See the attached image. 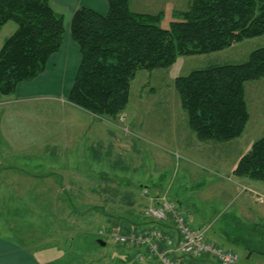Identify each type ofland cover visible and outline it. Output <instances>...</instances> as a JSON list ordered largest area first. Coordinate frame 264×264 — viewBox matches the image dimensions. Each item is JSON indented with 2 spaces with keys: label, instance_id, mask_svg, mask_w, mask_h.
Returning <instances> with one entry per match:
<instances>
[{
  "label": "rangeland",
  "instance_id": "obj_1",
  "mask_svg": "<svg viewBox=\"0 0 264 264\" xmlns=\"http://www.w3.org/2000/svg\"><path fill=\"white\" fill-rule=\"evenodd\" d=\"M156 1L159 2H154L153 6H161L160 8L164 10L159 13L155 11L152 15L163 14L161 24L163 29H169L171 22L174 21L172 9L173 13L184 12L189 9L191 3V0ZM166 8L171 10L166 13ZM16 29L17 24L14 22H9L3 27L0 31V50ZM260 48H264V35L234 44L220 52L180 57L168 69L139 71L131 83L130 100L125 111L116 120L101 119L106 125H112L113 128L109 127L123 138L121 156L115 155L111 150V155L105 158L106 143L102 144V163L99 165V172L106 171L102 178H100L102 174L97 173L98 171L94 168H91V171L88 170L89 184L94 182L98 186H107L106 193L101 190L97 195L88 194L84 192H98L97 188L86 190V188L78 187V189H84L79 196L80 205H77L74 198L72 199L78 211L67 209L70 207L66 203L56 202L57 196H52L55 187L45 186L48 183L43 181L45 179L31 178L23 173V171L33 175L48 173L50 169L35 170L34 167L42 161L43 154L32 157L30 161L33 163L29 165L23 161L18 162L21 163L19 168H15L11 160L6 165L7 161L2 158L0 169H6L8 166L13 167L14 171L0 172L2 174L0 175V192L5 181L10 182L5 186L22 189L17 191L18 194H0V219L5 216V222L9 223L5 235L12 241L26 247H36V251H41L42 247L50 244L45 242L48 239L45 234L50 235L55 232L54 235H61L68 240L67 237L72 236L74 232L79 235L92 233L95 236H99L100 230L109 231L110 229L112 232L117 229L119 233L124 232L121 224L116 225L115 221L106 216H100L99 212H86L85 206H105L113 211L109 213L123 215L122 219L130 217L129 213H132L142 220V215L152 206L149 205L151 197L155 196L153 193L147 194L144 190L157 192L158 189L161 191L163 189L165 193L161 195L160 200L173 202L175 205L176 202H180V207L189 218L187 224L194 229L207 228V239L214 242L218 240V243L215 242L217 245L238 254V264H264V224L248 226L244 216L238 213L240 204L232 205L234 197L238 194L259 198L255 194L256 188H253V185L264 188V182L238 178L232 172L240 159V153L246 154L252 143L264 137V78L246 84L250 120L243 135L227 143L202 142L197 138L189 128L187 112L183 109L179 93L175 89V80L178 77L187 76L195 70H204L214 65L243 63L253 51ZM2 115L3 110L0 106V121H2ZM21 135L26 138L31 137L28 133H21ZM125 138L132 139V143L125 142ZM110 139V135L107 134L105 141L110 142ZM0 144H2L1 138ZM109 160L116 161L111 163ZM96 164L91 161V165ZM101 167H105L106 170ZM192 168L198 173H191L189 169ZM4 171L10 173L5 175ZM75 181L82 183L84 180L79 177L75 178ZM115 181L119 185H116ZM41 188L43 191L37 194ZM223 189L226 191L222 193ZM61 203L65 205L59 208L58 205ZM257 203L260 204V201ZM51 214H56L57 218L50 219L48 216ZM179 214L186 219L183 213L179 212ZM70 219L76 220L77 225ZM52 222L71 223L66 224L67 227L61 226L56 230ZM228 226H231L233 231L241 232L240 237L234 236V238L239 237L238 240L236 239L238 241L236 244L222 240L220 242L217 239L219 232ZM242 238H244L243 241ZM105 242L107 245L104 247L96 244L91 246V251L88 248L84 253L79 250L77 256H85L70 260V264H84L85 261L88 263L91 261L92 264H138L135 259L120 256V248L126 246H117L108 236L105 237ZM61 244L71 245L66 241ZM31 250L34 251L33 248ZM76 252L73 248L71 258H74ZM50 255L55 256V253L50 252ZM201 260H192L191 264H218L207 258ZM151 262V264H159L157 260Z\"/></svg>",
  "mask_w": 264,
  "mask_h": 264
},
{
  "label": "trees",
  "instance_id": "obj_2",
  "mask_svg": "<svg viewBox=\"0 0 264 264\" xmlns=\"http://www.w3.org/2000/svg\"><path fill=\"white\" fill-rule=\"evenodd\" d=\"M107 2L106 15L80 8L69 25L82 62L68 100L100 118L116 120L125 111L139 71L168 69L180 57L220 52L264 35V0H191L187 11L173 13L169 29L161 27V13H136L131 0ZM9 22L17 29L0 50V98L41 76L67 33L66 18L52 0H0V31ZM263 78L264 48L243 63L214 65L176 78L191 131L202 142L239 139L250 120L245 86ZM233 174L264 182V137Z\"/></svg>",
  "mask_w": 264,
  "mask_h": 264
},
{
  "label": "crops",
  "instance_id": "obj_3",
  "mask_svg": "<svg viewBox=\"0 0 264 264\" xmlns=\"http://www.w3.org/2000/svg\"><path fill=\"white\" fill-rule=\"evenodd\" d=\"M154 2L159 1L131 0V9L136 13L142 14H153L155 11L159 13L161 10H164L160 8L161 6L154 7ZM52 5L58 13L65 16L67 33L64 37L61 49L49 59L46 71L41 76L33 81L20 83L15 93L10 97L0 98V106H2L3 110L2 121H0V138L3 144H0V151H2L0 152V162H3L2 158H5L7 161L6 165L11 160L13 166L19 168L18 166H20L21 163L18 162L23 161L26 165H29L33 163V161H30L32 157L43 154L44 158H42V161L39 163L37 162L38 165L36 164L34 167L35 170L50 169L48 173H43L41 175H33L28 173V171H23V173L31 178L45 179L43 181L48 182L45 186L55 187L52 196H57L56 202L60 201L66 203L70 207L67 209L78 211V208L72 202L74 198L77 205H80L79 196H81V192H83L84 189H78V187L86 188V190H89L88 188H97L96 190H98V192H84L95 195L101 190L105 192V189L108 188L107 186H98L96 183L94 184V182L91 185L89 184L90 175L88 170L91 171V168L97 170V173L102 174L100 178L106 173V171L99 172V165L102 163V144L106 143L107 150L105 151V158L107 155H111V150L115 155L118 154L121 156L123 138L119 133L112 130V125H109L112 127L111 128L103 123V121H101L102 118L72 105L68 100L82 62L80 48L69 33V25L73 14L80 8H88L101 15H106L109 7L107 0H52ZM169 10L171 9L166 8V13ZM173 11L172 9L171 14H173ZM21 133H28L31 137L26 138L24 135L22 136ZM107 134L111 137L110 142L105 141ZM126 139L128 138H125V140ZM125 142L132 143V139L126 140ZM253 144L254 143H252V145ZM250 149H248V152ZM246 154L240 153V159ZM91 161L97 164L91 165ZM109 161L112 163L116 160ZM42 162H44V164ZM237 164L232 169V172H234ZM101 169L106 170L105 167H101ZM2 170L14 171L13 167L8 166H6V169L1 168L0 172ZM189 171L191 173H198L194 168L189 169ZM9 173L8 171L5 172V175ZM79 177L84 180L82 183L75 181V178ZM4 178L9 179L8 177ZM48 178H50V180H46ZM53 180H55V182H53ZM2 184H4V182ZM9 184L10 182L5 181V184L1 186L0 194H18L17 191L22 190L18 189V187L5 186ZM115 184L119 185L117 181H115ZM252 187L256 188L255 194L259 196V198H256V196H242L243 194H238L232 201V205L236 203L240 204L238 213L244 216L246 222H248V226L259 225L260 223L264 224V188L258 185H253ZM41 191H43L42 188L37 191V194H41ZM144 191H146L147 194H155V196L151 197L149 205L157 204L161 199V195L165 193L163 189L162 191L158 189L157 192ZM166 191L168 193V189ZM223 191L225 192L226 190L223 189L222 193ZM227 191L228 194H230L229 190ZM259 201L260 204L257 203ZM63 203L58 205V207L61 208L62 205H65ZM180 204V202H176L177 209L186 216V220L188 221V215L183 212ZM85 207H87L86 212H99L100 216L110 218L115 221L116 225L121 224V228L124 230V232L120 231L122 235H130L155 227V223L145 219L143 215L142 220H139V216L132 213H129L131 218L127 217L122 219L121 217H124L123 215L109 213L113 211H110V209L108 210L105 206L86 205ZM74 213L77 215L79 214L78 212ZM48 217L50 219L54 218L53 220L57 218L56 214H51ZM5 221V216H3L0 219V264H70V260L80 259L85 256H77L79 250H81L82 253L87 252L86 248L91 251V246L97 244L96 240L98 236L92 233L89 235L87 233V235H79V233L74 232L72 236L67 237L68 240H65V237L62 238L61 235H54V232L50 235L45 234V237H48L45 242L50 244L42 247L41 251H36V247H26L18 242L10 240V238L5 235L7 224H9ZM70 221L77 225L76 220L70 219ZM71 222H59L58 224L52 222V225L57 230V228L61 226L67 227L66 224L69 225ZM122 224L130 227H125ZM126 228L129 229L126 230ZM161 228L164 238L177 239V233L174 230L172 221L164 222V226ZM235 235H239L240 237L241 232L233 231L231 226H228L225 230L219 232L217 239H219L220 242L222 240L223 242L236 244V242H238L237 238L239 237L234 238ZM231 236L234 239H232ZM243 239L244 238H242V241ZM65 241L70 242L71 245L67 246L61 244ZM217 241L215 242L218 243ZM31 248H33L34 251H32ZM73 248L74 251L77 252L74 258H71ZM120 249L121 257H130L132 260L135 259L138 264H151V261L156 260H154L148 250L131 246L122 247ZM50 252H54L55 256L50 255ZM201 261L206 262V260ZM84 264H92V262L90 261L88 263L85 261Z\"/></svg>",
  "mask_w": 264,
  "mask_h": 264
},
{
  "label": "built area",
  "instance_id": "obj_4",
  "mask_svg": "<svg viewBox=\"0 0 264 264\" xmlns=\"http://www.w3.org/2000/svg\"><path fill=\"white\" fill-rule=\"evenodd\" d=\"M144 216L157 222H175L177 239L164 238L161 229L153 228L129 236L112 231L110 236L115 243L147 249L160 264H191L192 260L204 257L212 258L218 264H238L239 256L236 253L207 239V228L194 229L188 225L173 202L162 200L158 205L149 207ZM100 234L105 235L104 231H100Z\"/></svg>",
  "mask_w": 264,
  "mask_h": 264
},
{
  "label": "water",
  "instance_id": "obj_5",
  "mask_svg": "<svg viewBox=\"0 0 264 264\" xmlns=\"http://www.w3.org/2000/svg\"><path fill=\"white\" fill-rule=\"evenodd\" d=\"M96 242H97V244H99V245L102 246V247H104V246L107 245L106 242L103 241V240H101V239L97 240Z\"/></svg>",
  "mask_w": 264,
  "mask_h": 264
},
{
  "label": "bare ground",
  "instance_id": "obj_6",
  "mask_svg": "<svg viewBox=\"0 0 264 264\" xmlns=\"http://www.w3.org/2000/svg\"><path fill=\"white\" fill-rule=\"evenodd\" d=\"M172 224H173V226L176 228V224H175V222H172Z\"/></svg>",
  "mask_w": 264,
  "mask_h": 264
}]
</instances>
